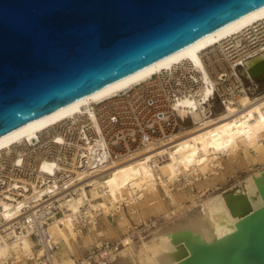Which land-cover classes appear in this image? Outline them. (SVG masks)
Here are the masks:
<instances>
[{"label":"bare ground","instance_id":"obj_1","mask_svg":"<svg viewBox=\"0 0 264 264\" xmlns=\"http://www.w3.org/2000/svg\"><path fill=\"white\" fill-rule=\"evenodd\" d=\"M263 18L264 6L146 68L0 137V151L84 111L91 117V104L182 62L193 64L205 76L200 52ZM263 59L264 53L247 61L242 76L251 78L248 68ZM206 95L207 92H198L178 101L182 108L179 115L189 112L188 122L179 132L171 134L168 142L161 140L132 159H122L112 165L107 177H93L87 188L80 187L75 196L54 203L63 215L54 216L47 232L51 241L60 243L59 250L50 258L51 264H90L84 258L79 262L73 259L72 243H77L79 236L75 222L82 216V209L91 217L89 210L101 209L105 217L111 211L120 213L121 207L135 206L136 210L131 208L127 214L137 216L144 226L143 231H133L134 239L130 234L125 235L114 250L101 249L98 256H93L95 264H182L192 245H215L230 238L241 217L237 211L233 212L235 207L252 212L263 206L256 185L261 183L264 173V94L253 99L245 97L240 101V109L227 106L216 112L203 105ZM239 154L250 156L261 167L251 169L227 187L212 185L208 192L201 193L197 202L183 204L177 200L173 193L176 182L191 184L189 177L194 181L206 179L223 168L222 158L233 161ZM159 190L173 210L163 215L160 223L151 220L145 224L139 202L150 195L154 200L146 203L152 205L160 197ZM33 191L38 192L36 187ZM237 195H243L245 201L230 206V198ZM26 203L19 201L18 205L10 206L0 202V206L5 208L3 215L10 221L19 216L21 204ZM123 219L127 220L121 216L120 220ZM126 226L129 229L128 222ZM4 232L0 233V264L24 263L28 259H32V264H41L37 257L44 253V246L34 251L36 240L29 235V229L20 235Z\"/></svg>","mask_w":264,"mask_h":264},{"label":"water","instance_id":"obj_2","mask_svg":"<svg viewBox=\"0 0 264 264\" xmlns=\"http://www.w3.org/2000/svg\"><path fill=\"white\" fill-rule=\"evenodd\" d=\"M264 0H0V137L146 68ZM264 79V59L248 68ZM263 206L237 210L227 241L182 264H264ZM245 201L231 197L230 206Z\"/></svg>","mask_w":264,"mask_h":264},{"label":"built area","instance_id":"obj_3","mask_svg":"<svg viewBox=\"0 0 264 264\" xmlns=\"http://www.w3.org/2000/svg\"><path fill=\"white\" fill-rule=\"evenodd\" d=\"M262 53L264 18L201 51L205 76L193 64L182 62L91 104V117L84 111L1 150L0 202L10 206L19 201L27 203L21 204L19 216L10 221L0 206V233L6 230L20 235L29 229V235L36 240L34 251L44 246L37 260L51 264L50 258L60 243L51 241L47 232L54 216L63 215L54 203L75 196L80 187L87 188L93 177H107L112 165L122 159H132L161 140L168 142L189 117V112L179 115L182 108L178 101L182 98L207 92L203 105L215 112L216 107L240 109L245 97H260L264 94L259 90L260 81L243 77L241 70L247 61ZM34 187L38 192L33 191ZM89 212L92 217L82 209L75 229L79 235L86 228L94 232L81 260L95 264L93 256H98L101 249L114 250L119 242H111L97 232L99 221L120 213L111 211L104 217L101 209ZM3 224L7 225L2 227Z\"/></svg>","mask_w":264,"mask_h":264},{"label":"rangeland","instance_id":"obj_4","mask_svg":"<svg viewBox=\"0 0 264 264\" xmlns=\"http://www.w3.org/2000/svg\"><path fill=\"white\" fill-rule=\"evenodd\" d=\"M259 90H264V79L260 81ZM218 110L219 108L216 107L215 112ZM222 164L223 168L221 170H215L217 174L210 175L206 179L201 178L198 181H194L193 178L189 177L191 184H186L185 181L176 182L174 184L173 193L177 200L183 204H188L191 200L197 202L201 193L208 192L212 185L227 187L251 169L261 167V164L253 160L250 156L243 157L242 154H239V157L233 161L222 158ZM159 196L160 197H156L155 203L149 206H147L146 201L154 200L153 196L148 195L145 200L143 199L139 202L143 216L141 220L143 219L142 221H144L145 224H150L152 221L160 223L163 220V215L173 210V206L164 197L161 190H159ZM131 208L136 210L135 206L129 208L121 207V212L118 216H114L112 219H101L99 221L101 227L97 229V232H100L103 237L111 242H118L127 234H130L131 238L134 239L135 234L133 231H143L144 226L141 225L137 216L127 214ZM121 216H124L127 220H120ZM126 222H128L129 229L126 228ZM83 232L82 235L78 236V242L74 244L72 243L73 259L76 260V262L81 260L84 248H86L88 242L93 240L95 236L94 232H90L89 230ZM85 233L90 235L91 240L87 239V237L85 238ZM22 263L23 262H19L18 264ZM23 264L31 263L25 261Z\"/></svg>","mask_w":264,"mask_h":264},{"label":"crops","instance_id":"obj_5","mask_svg":"<svg viewBox=\"0 0 264 264\" xmlns=\"http://www.w3.org/2000/svg\"><path fill=\"white\" fill-rule=\"evenodd\" d=\"M88 236H89V238H88V239H89V240H91V239H90V235H88Z\"/></svg>","mask_w":264,"mask_h":264}]
</instances>
